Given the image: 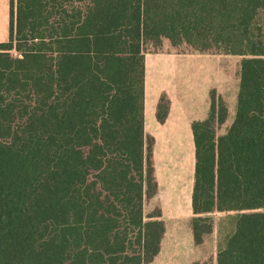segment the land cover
<instances>
[{"label": "trees", "instance_id": "1", "mask_svg": "<svg viewBox=\"0 0 264 264\" xmlns=\"http://www.w3.org/2000/svg\"><path fill=\"white\" fill-rule=\"evenodd\" d=\"M263 10L264 0H10L0 41V264L158 255L165 224L145 212L155 186L145 130L151 45L242 56L232 124L217 133L228 107L214 88L207 118L191 125L195 241L213 230L208 214L235 212L216 260L193 264H264Z\"/></svg>", "mask_w": 264, "mask_h": 264}, {"label": "rangeland", "instance_id": "2", "mask_svg": "<svg viewBox=\"0 0 264 264\" xmlns=\"http://www.w3.org/2000/svg\"><path fill=\"white\" fill-rule=\"evenodd\" d=\"M259 20L264 25V10ZM9 35L10 0H0V41L8 40ZM156 47L148 46L146 54L145 126L147 140L152 142L155 186L147 191L145 212L147 216L160 214L157 218L163 220L165 233L160 252L147 264L215 261L219 248L234 229L235 212L208 214L213 230L204 235L201 243L195 241L191 221L194 147L190 129L195 120L207 118L210 91L214 88L228 107L226 121L216 125L217 133H225L232 124L242 56L188 47L153 52ZM163 97L167 118L161 124L155 114Z\"/></svg>", "mask_w": 264, "mask_h": 264}, {"label": "crops", "instance_id": "3", "mask_svg": "<svg viewBox=\"0 0 264 264\" xmlns=\"http://www.w3.org/2000/svg\"><path fill=\"white\" fill-rule=\"evenodd\" d=\"M155 116H156V114H155ZM156 119H157V117H156ZM203 120V119H202ZM157 121L159 122V120L157 119ZM165 122H166V120H165ZM164 122V123H165ZM159 123H161V122H159ZM162 124V123H161ZM145 130H146V126H145ZM190 134H191V136H192V132H191V129H190ZM192 195V194H191Z\"/></svg>", "mask_w": 264, "mask_h": 264}]
</instances>
